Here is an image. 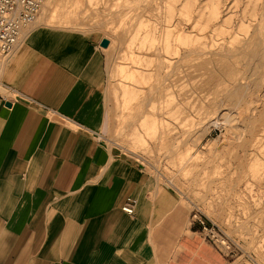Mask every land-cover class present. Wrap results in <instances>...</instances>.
<instances>
[{"label": "rangeland", "instance_id": "374dc122", "mask_svg": "<svg viewBox=\"0 0 264 264\" xmlns=\"http://www.w3.org/2000/svg\"><path fill=\"white\" fill-rule=\"evenodd\" d=\"M136 1L55 0L47 23L99 45L109 39L111 145L174 192L228 264H264V56L238 52L257 0H188L173 12L171 0ZM160 30L171 34L157 95Z\"/></svg>", "mask_w": 264, "mask_h": 264}, {"label": "crops", "instance_id": "0c3cea01", "mask_svg": "<svg viewBox=\"0 0 264 264\" xmlns=\"http://www.w3.org/2000/svg\"><path fill=\"white\" fill-rule=\"evenodd\" d=\"M104 58L49 25L5 58L0 264H228L174 192L109 142Z\"/></svg>", "mask_w": 264, "mask_h": 264}, {"label": "bare ground", "instance_id": "6f19581e", "mask_svg": "<svg viewBox=\"0 0 264 264\" xmlns=\"http://www.w3.org/2000/svg\"><path fill=\"white\" fill-rule=\"evenodd\" d=\"M54 1L55 0H45L43 6L41 8L42 11L40 10L41 14L39 12L40 17L38 18V16H39V14H38V16H37L38 19L36 18V20L31 25H29L26 29H24L22 31V33L20 35V38H19V42L20 43L18 42V44L15 46V49L13 51L18 49V47L21 45V43L24 41V39L27 38V35L32 31V29L37 28L40 25H48L47 20H48V16L50 15V11L52 10V7H54V5H53ZM138 2L142 3L143 5L144 4L147 5L148 3L150 5V4H152L153 1H151V0H138ZM187 2H188V0H171L170 6H172V8H171L172 12L175 9L181 10V8L175 7L176 5H180V7H184V6L187 5ZM256 4H257V11L258 12H257V15L255 14V19L257 18L256 19L257 23L253 27V31H252V33L250 35L249 41L247 43L243 44L241 47H239L238 48V52H247V53H250V54H252L254 56L259 55L260 58H263V56H264V0H257ZM215 8L219 9V3L216 4ZM221 13H222V11H220V12L217 11V15H219ZM159 32L160 33H158V36H154L153 42H156V43L152 45V47H151L152 50L150 49L151 52H153L156 55L155 56L156 62L154 64V72L157 74V81H156L157 85L154 88V93L157 94V95L161 94L163 85L166 82V77H163V72L162 71L164 70V68L168 67V66H166L167 64L164 61V59L162 58V56H161V51H162V48H163V44L165 46L169 45V44H166V42H168L169 39H166V41H165V39H162V38L165 37V36L170 38V34H171L169 30H160ZM180 36L184 37L185 35L182 32V33H180ZM160 37H161V39H159ZM103 39H107V38H103ZM107 40L109 41V39H107ZM109 45H110V41H109ZM109 45H108V47H110ZM108 47H106L105 49H108ZM8 55L0 56V57H2V58L6 57L7 58ZM5 61H6L5 59L0 61V67L1 68L4 66ZM241 88H240V90L238 88V90L240 92L243 89V88L242 89ZM238 98L241 99L239 96H238ZM151 100L152 99L150 98V99H148L147 102H151ZM148 105H149V103H148ZM226 123H228L227 120H226Z\"/></svg>", "mask_w": 264, "mask_h": 264}, {"label": "built area", "instance_id": "2783aa9c", "mask_svg": "<svg viewBox=\"0 0 264 264\" xmlns=\"http://www.w3.org/2000/svg\"><path fill=\"white\" fill-rule=\"evenodd\" d=\"M44 2L45 0H0V56L13 52L22 31L36 20ZM135 204V200L128 197L122 211L133 215Z\"/></svg>", "mask_w": 264, "mask_h": 264}, {"label": "water", "instance_id": "95a60500", "mask_svg": "<svg viewBox=\"0 0 264 264\" xmlns=\"http://www.w3.org/2000/svg\"><path fill=\"white\" fill-rule=\"evenodd\" d=\"M108 45H109V41H108L107 39H102V40H101V42H100V46H101L102 48H106V47H108Z\"/></svg>", "mask_w": 264, "mask_h": 264}]
</instances>
